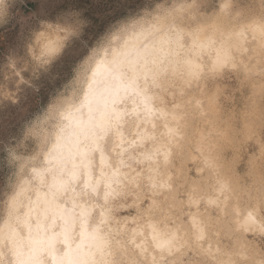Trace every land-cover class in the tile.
Instances as JSON below:
<instances>
[{"label":"clouds","instance_id":"1","mask_svg":"<svg viewBox=\"0 0 264 264\" xmlns=\"http://www.w3.org/2000/svg\"><path fill=\"white\" fill-rule=\"evenodd\" d=\"M0 264H264V0H0Z\"/></svg>","mask_w":264,"mask_h":264}]
</instances>
